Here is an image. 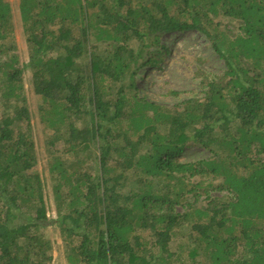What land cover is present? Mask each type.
I'll list each match as a JSON object with an SVG mask.
<instances>
[{"label":"trees","instance_id":"1","mask_svg":"<svg viewBox=\"0 0 264 264\" xmlns=\"http://www.w3.org/2000/svg\"><path fill=\"white\" fill-rule=\"evenodd\" d=\"M18 3L24 64L8 43L12 3L0 0V264H51L47 226L64 236L68 264H153L145 233L156 261L172 264L161 253L185 224L184 264H264V0ZM176 32L203 34L225 64L222 77L205 79L207 97L179 111L139 98L135 79L159 66L154 49ZM28 69L42 122L55 133L65 126V151L77 157L50 166L54 219L29 172ZM192 145L212 156L179 161ZM84 152L91 166L80 164Z\"/></svg>","mask_w":264,"mask_h":264},{"label":"rangeland","instance_id":"2","mask_svg":"<svg viewBox=\"0 0 264 264\" xmlns=\"http://www.w3.org/2000/svg\"><path fill=\"white\" fill-rule=\"evenodd\" d=\"M8 1L12 3V12L14 13V33L8 43L15 46L14 51L18 55L19 64H24L28 61L29 49L19 19V3L18 0ZM223 24L229 25L230 22L223 19ZM95 44L100 49L105 47L102 43ZM160 44L154 49L160 59L159 66L153 69L150 67L142 68L136 75V93L138 97L170 110L178 111L182 110L188 100L203 101L207 97L205 79H218L223 76L225 71L224 61L213 51L209 40L198 32H176L164 35ZM5 58L6 56L2 55L0 59ZM31 77L32 72L29 69L24 70L21 76L22 92L25 105L29 111V122L36 155L35 166L29 172L39 175L43 184L47 216L49 219H54L56 211L53 189L58 181L55 174L50 173V166L57 158L76 164L73 161H77V157L65 151V139L62 134L66 131V127L62 126L60 133H55L54 130L42 122L40 107L43 100L40 95L34 92ZM2 111L3 108L0 103V113ZM211 156L212 151L208 148L192 145L185 148L178 155V159L182 162H189L209 159ZM84 158L86 164L82 162ZM79 159H81L80 164H82V167L89 164L86 152L81 153ZM204 182L207 183V180ZM212 183L215 184V180ZM200 193L202 194V192ZM223 194L225 193L214 190L210 192V196L220 197ZM175 209L182 211L179 205ZM41 231L52 247L51 264H68L66 258L68 248L59 229L56 226H47ZM189 233V224L177 228L173 232L167 251L161 253L164 256L167 253L173 254L172 264H184L189 261L187 257ZM144 239L149 242V251L153 252V264H160L156 261L160 252L154 246L150 247L153 237L145 233L143 235ZM176 257H179L180 260H177Z\"/></svg>","mask_w":264,"mask_h":264}]
</instances>
